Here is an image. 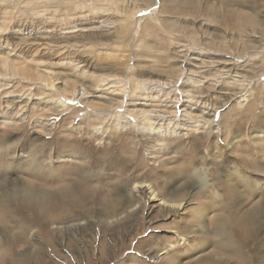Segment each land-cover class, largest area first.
Masks as SVG:
<instances>
[{"label":"rangeland","instance_id":"rangeland-1","mask_svg":"<svg viewBox=\"0 0 264 264\" xmlns=\"http://www.w3.org/2000/svg\"><path fill=\"white\" fill-rule=\"evenodd\" d=\"M0 135V264H264V0H0Z\"/></svg>","mask_w":264,"mask_h":264},{"label":"bare ground","instance_id":"bare-ground-1","mask_svg":"<svg viewBox=\"0 0 264 264\" xmlns=\"http://www.w3.org/2000/svg\"><path fill=\"white\" fill-rule=\"evenodd\" d=\"M191 3V2H190ZM187 4V3H186ZM192 4V3H191ZM189 5V4H188ZM109 83L108 84H110V85H108L107 84V89L106 88H104V87H101V85H99L100 86V89H97V90H104V91H108V93L109 94H114V96H111L110 95V97H106V96H104V95H96V96H94V95H90L89 93H87L85 90L83 91V92H79V95H77V97H79V99L80 100H85V103L86 102H89V104H94L97 108H100V107H103V108H100V109H102V111H106V113H103V112H100V113H98L99 114V116H101V117H105V118H108V116L109 117H113V118H116V121H117V123H119V124H121V123H126V124H128V123H130L131 124V122L129 121V120H124L125 118H126V116L128 117V115H124V114H122V113H117V111H120L121 110V108H123L124 106H125V101L123 100L124 98H117L116 96H118V94H123V93H121L120 92V86H122V85H120V81H118V80H115V79H109ZM114 84V85H113ZM104 88V89H103ZM120 92V93H119ZM116 95V96H115ZM187 96H189V95H187ZM92 97H94L92 100H90L89 101V98H92ZM189 100V99H188ZM91 102V103H90ZM182 102H187V101H185L184 100V98H183V101ZM161 103V102H160ZM139 105L140 104H128V110H127V112H129V111H133V110H138V108L140 109H142V110H145V104L143 105V103H142V105H141V107H139ZM64 106H65V103H64ZM167 106V105H166ZM182 106V105H181ZM163 106H161V108H162ZM173 107V106H172ZM168 109V108H167ZM167 109H165V111L167 110ZM174 109V108H173ZM97 110V109H96ZM160 110V109H159ZM115 112L116 111V113H115V115H112V114H110V115H108L110 112ZM139 111V110H138ZM141 111V110H140ZM162 112V111H161ZM169 112V111H168ZM191 112H194V110L192 109V111ZM131 113V112H130ZM136 113V112H135ZM141 113V112H140ZM151 113V112H150ZM97 114V113H96ZM128 114V113H127ZM142 114V113H141ZM141 114H139V116L141 115ZM146 114V113H145ZM148 114V113H147ZM208 114V113H207ZM149 116V115H148ZM151 116V115H150ZM163 116V115H162ZM166 116V115H165ZM176 116V115H175ZM214 117H215V115L213 114V115H209V118L207 119V121L206 122H210V121H212L213 119H214ZM248 117H250V116H248ZM99 118V117H98ZM144 118H146V117H144ZM168 118V117H167ZM149 119V118H148ZM7 120V119H6ZM164 120V119H163ZM168 120V119H167ZM174 120V119H173ZM147 121V120H146ZM197 123H200L199 121H196ZM205 122V123H206ZM10 123V122H9ZM14 123V122H13ZM204 123V124H205ZM14 124H16V123H14ZM17 125V124H16ZM182 125V124H181ZM7 126V125H6ZM10 126V125H9ZM13 126V125H12ZM11 126V127H12ZM18 126V125H17ZM125 126V125H124ZM126 126H128V125H126ZM196 126V125H195ZM15 127V126H14ZM13 127V128H14ZM122 127V126H121ZM145 127V126H144ZM13 128H11V129H13ZM24 128V127H23ZM123 128V127H122ZM147 128H149V127H147ZM182 128H184V129H187V128H189V126H186V124L184 125V127H183V125H182ZM143 129V128H142ZM19 130V129H18ZM25 130V128L22 130V131H24ZM167 130V129H166ZM139 131V130H138ZM143 131V130H142ZM5 132H7V130L5 131ZM97 132H99V130L97 131ZM141 132V131H140ZM145 133H146V131H144ZM147 132H148V134L149 135H151V133L153 134V137L156 135V136H159L161 133L162 134H167V133H170V131H156L155 130V128H152L151 127V129L150 130H147ZM15 134H16V132H12L11 133V136H10V139H9V141L7 142V147L10 145V143L11 142H14L15 140H18L19 139V137H15ZM21 134H23V133H21ZM2 135V134H1ZM0 135V136H1ZM25 136V135H24ZM162 136V135H161ZM27 137V136H26ZM25 137V138H26ZM35 138V137H34ZM25 140V139H24ZM31 141H33V139H32V137H31ZM28 142V141H27ZM41 144H42V146H43V148L42 147H38V145H36L35 143H34V141L33 142H30V144H31V146L27 149V152L29 153L28 155H31V161H30V165H31V167H32V169H34L35 171H37L38 170V167H42V159H41V157L43 156V155H45V154H47V155H49L48 153H49V151L51 150V148H50V150L49 149H47V147H48V142L47 141H39ZM3 143H4V141H3ZM49 143H50V141H49ZM126 143V142H125ZM123 144V142L120 144V149H122L123 150V147L126 145V144ZM29 144V145H30ZM28 145V146H29ZM1 146V145H0ZM54 146V145H53ZM131 147V146H130ZM129 147V148H130ZM38 149H43V151H41L42 153H39L37 150ZM128 149V148H127ZM133 149V148H132ZM135 149V148H134ZM133 149V150H134ZM54 150V149H53ZM2 151H3V149H2ZM119 151V150H118ZM124 151H126V150H124ZM26 152V151H25ZM51 152V151H50ZM127 152V151H126ZM130 152H131V150H130ZM5 153V152H4ZM123 153V152H122ZM122 153L119 151V152H114V155H111V157L110 156H108L106 159H104V161L106 162V160H108V163L110 164V163H112V162H117V160L119 159V158H121L122 157ZM137 153V152H136ZM51 155V154H50ZM131 156V155H130ZM89 156L87 155L86 156V159L88 158ZM44 159V158H43ZM98 159H100V157H98ZM23 160H24V162H25V159L23 158ZM90 160V159H89ZM88 160V161H89ZM129 160H131V159H129ZM13 161V160H12ZM45 161H46V159H45ZM98 161V160H97ZM96 161V162H97ZM49 162V161H48ZM81 162H83V161H81ZM103 162V161H102ZM10 163H11V161H9L8 162V165H10ZM91 163V162H90ZM99 163V162H98ZM107 163V164H108ZM263 163H264V161H262L261 163H260V165L261 166H264L263 165ZM83 164V163H82ZM259 165V166H260ZM50 166H52V165H50ZM80 166V165H79ZM82 167V166H81ZM85 167V166H84ZM86 167H87V164H86ZM10 168L11 169H13V165L11 164V166H10ZM24 168V167H23ZM83 168V167H82ZM81 168V169H82ZM88 168V167H87ZM52 169H53V167H52ZM84 169V168H83ZM86 169V168H85ZM84 169V170H85ZM26 170V169H25ZM83 170V171H84ZM89 170V169H88ZM91 170V169H90ZM24 171V170H23ZM23 171H22V173H23ZM57 171V170H56ZM92 171V170H91ZM240 171V169H234V173H238ZM6 172V171H5ZM19 172V171H18ZM26 172V171H25ZM54 171H52V173H53ZM7 173V172H6ZM29 173V172H28ZM89 173V172H88ZM135 173V172H134ZM86 174V173H85ZM95 174V173H94ZM241 174V175H240ZM240 174L239 175H237V177H241L242 176V172L240 171ZM76 175L77 176H81V177H85V176H88L89 177V174H86V175H84V173H79V172H77L76 173ZM236 175V174H235ZM3 176V175H2ZM58 176V175H57ZM91 176H93V175H91ZM60 177H62V176H60ZM16 179V181H18L17 180V177L15 178ZM14 179V180H15ZM71 179V178H70ZM90 179V178H89ZM191 179H194V178H191ZM132 180H133V178H132ZM139 180V179H138ZM66 181V180H65ZM75 181H77V182H80V181H78V180H76L75 179ZM201 181H199V183H200ZM72 184H73V182H72ZM125 186H128L129 185V181H126L125 183ZM12 185H14V184H12ZM151 185V184H150ZM77 185H75L74 184V186H72L73 188H75ZM145 186H146V183H144V184H141V185H138V184H136L135 185V189H138V190H141L142 188H145ZM16 187V186H15ZM22 187V186H21ZM133 188V189H134ZM151 190H153V192H154V194L156 195V197H160L161 196V194H162V192L160 191V190H156V189H154L153 188V185H151ZM71 189V188H70ZM130 190V189H129ZM24 191H25V193H24V195H25V197H26V199L28 200V205H27V210H28V212H30L31 214H36V213H39V212H37L36 211V206H37V202L39 201V200H36L37 198L39 199V198H41V197H43V192H44V189H40V187H37V188H31V189H29V190H27V189H24ZM233 191H234V188L231 190V191H229V194H232L233 193ZM15 192V191H14ZM21 192V191H20ZM129 193H131L132 194V190L131 191H129ZM134 194V193H133ZM163 195V194H162ZM165 196L163 195V197H161L160 199L164 202V203H168V198H164ZM229 197V196H228ZM182 204H183V202H180V201H178V199L176 198V197H173L172 199H171V203H170V206L173 208V209H176V208H180L181 206H182ZM260 209V208H259ZM263 214H264V209H263ZM260 213V212H259ZM245 219H246V221H247V224L246 225H248V227H247V229L246 230H249V231H253V228L255 227V226H257V225H259L260 223H261V217L259 216V214L258 213H254V215H252V217L251 216H247V217H245ZM37 221V220H36ZM38 221H40V222H43L44 223V221L43 220H38ZM37 221V222H38ZM46 222V221H45ZM41 224V223H40ZM39 224V225H40ZM45 224V223H44ZM229 228H227V225L226 224H222V236H223V238H224V240H225V243H226V241H227V243H231V237H232V234H231V232L228 230ZM243 235H245V233L243 234ZM1 257V256H0ZM4 259V258H3Z\"/></svg>","mask_w":264,"mask_h":264}]
</instances>
